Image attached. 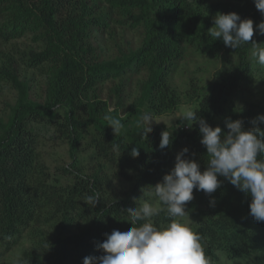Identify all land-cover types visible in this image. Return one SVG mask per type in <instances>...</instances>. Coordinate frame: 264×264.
I'll return each instance as SVG.
<instances>
[{"label": "trees", "instance_id": "1", "mask_svg": "<svg viewBox=\"0 0 264 264\" xmlns=\"http://www.w3.org/2000/svg\"><path fill=\"white\" fill-rule=\"evenodd\" d=\"M104 1L123 15V23L134 30L143 29V39L140 47L121 58L98 62L87 59L92 51L87 46L88 33L91 26L105 28L108 17L94 16L90 0H0L3 40L21 37L27 30H42L45 47L30 52L29 61L35 67L50 64L43 105L29 103L27 85L17 78L13 64L0 66V78L17 92L11 116L6 123L0 121V247L7 252L20 242L22 234L28 231L31 236V245L22 250L16 264H82L87 256L101 255L97 245L103 242L104 234L129 230L124 210L146 199L147 189H141L161 182L181 149L187 147L190 154L195 153L201 171L205 169L206 150L199 142L196 125L188 130L158 127L146 140L138 126L143 107L159 116L179 105L167 75L182 55L183 44L201 54L218 56L223 64L209 86H189L188 98L198 116L226 132L224 121L228 118L242 120L247 130L252 119L264 115V72L251 61L253 45L234 51L207 33L216 13H236L254 22L253 40L264 43V36L255 34L262 17L253 0ZM139 69L148 75L139 86L134 109L124 117L117 114L123 106L118 86L116 108L110 113L105 101L88 96L96 84ZM254 84H258L257 89L249 93L253 101L245 102V86ZM238 104L242 111H237ZM106 114L124 124L119 134L114 135L108 127L103 118ZM30 122L53 126L67 142L71 162L61 174L71 175L72 183H53L47 168L36 160L37 138L28 130ZM259 127L264 130V124ZM165 130L172 132V143L159 150L160 134ZM86 140L93 156L110 164L115 173L95 174L88 172L94 167H79ZM133 147L140 151L135 159L130 156ZM113 176L123 177L129 189H113ZM96 192L99 202L95 207L87 205L86 195ZM193 197L186 207H192L203 219L190 228L201 235L207 259H217L218 254L233 260L250 252L264 253V222H254L248 215L249 197L227 181L211 197L195 190ZM212 198L215 207L209 206ZM153 221L160 227L167 224V211L161 210Z\"/></svg>", "mask_w": 264, "mask_h": 264}, {"label": "clouds", "instance_id": "2", "mask_svg": "<svg viewBox=\"0 0 264 264\" xmlns=\"http://www.w3.org/2000/svg\"><path fill=\"white\" fill-rule=\"evenodd\" d=\"M253 4L262 17L255 26V34L264 36V0H253ZM253 24L251 19H241L236 13H216L213 27L207 33L234 51L246 44L253 45L251 57L256 64L264 66V43L253 40ZM103 118L114 135L124 128L118 118L108 114ZM180 119L188 128L193 125L198 127L199 142L206 150L205 169L201 171L195 153L190 154L187 147L181 149L175 156L174 167L163 176L162 181L141 189L142 192L146 188L147 195L158 203L154 206L145 200L139 207L125 209L127 223L131 225L129 230L105 233L103 242L97 245L102 254L87 256L82 264H209L201 235L181 223L179 218L189 217L185 206L194 199V190L211 197L224 181L250 198L248 215L253 221L264 222V130L259 127L264 124V115L252 119V127L247 130L242 120L228 118L224 121L226 132L219 126H210L195 110H187ZM153 124L150 112L140 117L138 126L143 140L153 131ZM171 143L172 132L162 131L158 149H166ZM113 148L118 151V145ZM139 155V148L133 147L130 156L135 159ZM98 202V192L85 197V203L92 207ZM215 204L214 198L209 200L210 207H215ZM164 209L168 222L160 227L153 217Z\"/></svg>", "mask_w": 264, "mask_h": 264}, {"label": "rangeland", "instance_id": "3", "mask_svg": "<svg viewBox=\"0 0 264 264\" xmlns=\"http://www.w3.org/2000/svg\"><path fill=\"white\" fill-rule=\"evenodd\" d=\"M89 4L92 6L94 16L105 15L108 17L105 28H97L91 26L88 33L87 46L92 51L87 54V59H95L98 62L110 61L121 58L123 54H128L129 51L135 50L141 46L143 39V29H132L129 24L123 23L125 20L123 15L117 9H111L104 0H90ZM3 19V18H2ZM213 27V18L211 19ZM43 31L27 30L21 37L9 40H3L0 36V66L8 68L10 63L15 66V73L17 78L26 83L28 88V101L36 105H43L45 102V93L47 87V65L32 66L29 61L30 52H39L44 49V39L42 37ZM254 65H258L251 58ZM11 68V67H10ZM261 72H264V66H257ZM223 70V64L220 57L209 56L195 51L194 48L183 44L182 55L170 67V72L167 75V83L175 90L178 96L179 105L171 112L153 116L154 124L153 130L158 127L179 128L188 130L180 117L183 116L187 110H193L194 105L189 101L190 96L189 86L191 83L200 88L209 86L212 81L216 80V73ZM148 71L139 69L133 72H127L120 78L112 79L104 83L95 85L93 92H89L88 96L95 95L101 101L107 103L109 113L116 108V87L122 89L123 106L119 107L117 114L120 118L124 117L128 112L134 109L139 97V86L147 78ZM258 78V77H257ZM260 81V80H259ZM123 83V84H122ZM120 85V86H119ZM246 92L242 99L245 102L250 100L249 93L254 94L258 84L253 86H245ZM17 102V92L12 88L10 83L0 78V121L6 123L11 116V111ZM240 108V104L238 106ZM149 112L146 107L141 110V116ZM139 116V118L141 117ZM179 121L180 124H176ZM28 130L33 132L37 138L36 146V160L43 164L49 174L53 183L61 186L68 185L74 181L71 175L63 176L61 173L65 167L70 164L68 156L67 142L60 137L56 129L48 124L30 122ZM83 148L79 154L80 166L83 169H94L88 171L95 174L105 171L115 173V169L110 164L104 163L97 159L92 154V149L87 148L89 141H83ZM86 171V170H85ZM112 179V187L118 191H127L129 184L123 177ZM148 202L153 203L154 206L158 203L153 197L147 195ZM145 200L138 201L135 207H139ZM189 217L179 218L181 223L188 227H193L196 221L203 219L198 217L196 211L192 207H186ZM166 211V209H164ZM166 224H163V227ZM29 232H25L21 236L20 242L11 250L3 252L0 247V264H16L20 258L23 249L31 245V238ZM209 264H264V253L250 252L244 254L236 259L226 258L222 254H218L217 259H208Z\"/></svg>", "mask_w": 264, "mask_h": 264}]
</instances>
